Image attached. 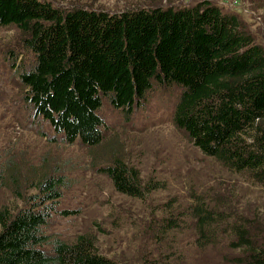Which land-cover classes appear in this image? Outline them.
<instances>
[{
  "label": "trees",
  "instance_id": "obj_1",
  "mask_svg": "<svg viewBox=\"0 0 264 264\" xmlns=\"http://www.w3.org/2000/svg\"><path fill=\"white\" fill-rule=\"evenodd\" d=\"M0 27H15L31 55L25 64L14 47L5 52L32 116L67 144L102 145L104 104L130 117L155 88H176L173 125L203 155L264 188V46L239 14L208 0L120 12L0 0ZM13 163L0 165V188L24 206L0 208V264H122L100 254L90 235L67 242L47 234L63 177L32 167L21 183ZM100 170L131 198L145 199L159 185H144L118 156ZM29 185L36 194L24 195ZM193 197L186 210L171 208L161 219L152 232L158 243L190 225L197 249L224 246L235 253L225 257L230 264H264V220L221 199L212 207L203 194Z\"/></svg>",
  "mask_w": 264,
  "mask_h": 264
},
{
  "label": "rangeland",
  "instance_id": "obj_2",
  "mask_svg": "<svg viewBox=\"0 0 264 264\" xmlns=\"http://www.w3.org/2000/svg\"><path fill=\"white\" fill-rule=\"evenodd\" d=\"M47 1L61 9L120 12L137 7L192 6L204 0ZM208 1L239 14L264 46L263 0ZM13 47L28 64L31 55L22 49L17 29L0 27V165L13 161L18 175H22L21 183L32 167L38 175L56 173L63 177L58 212L47 234L67 242L90 235L100 254L122 264H230L225 257L235 253L227 247L197 249L190 225L170 235L165 243L153 238L152 232L157 231L169 209L176 213L186 210L193 204V196L200 194L212 207H217L216 201L221 199L247 217L264 220V188L203 155L173 125L179 90L155 88L148 102L130 117L104 104L101 114L107 130L102 145L93 149L79 141L70 145L49 123L32 116L14 65L5 55L6 49ZM115 156L139 171L144 185L159 184L156 190L145 199L118 193L112 181L100 172ZM23 192L37 193L30 185ZM23 206V200L14 197L9 188H0V208L15 211ZM168 256L173 259H166Z\"/></svg>",
  "mask_w": 264,
  "mask_h": 264
}]
</instances>
